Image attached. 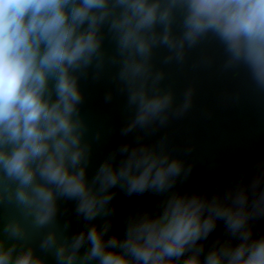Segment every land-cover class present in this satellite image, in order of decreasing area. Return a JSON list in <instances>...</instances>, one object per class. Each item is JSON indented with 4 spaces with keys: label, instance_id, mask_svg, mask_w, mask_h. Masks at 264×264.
<instances>
[{
    "label": "clouds",
    "instance_id": "1",
    "mask_svg": "<svg viewBox=\"0 0 264 264\" xmlns=\"http://www.w3.org/2000/svg\"><path fill=\"white\" fill-rule=\"evenodd\" d=\"M207 40L223 49L222 71L244 68L264 93V0H0V203L20 213L0 229V264H264V235L253 230L264 218V160L248 182L182 192L193 148L178 155L167 134L153 139L195 94L189 85L177 100L164 85L157 50H167L162 64L182 67ZM109 65L125 104L108 134L122 141L93 167L103 133L87 138L81 80H101ZM113 98L107 90L105 103ZM117 191L157 197L153 209L127 213L123 236L112 231Z\"/></svg>",
    "mask_w": 264,
    "mask_h": 264
},
{
    "label": "water",
    "instance_id": "2",
    "mask_svg": "<svg viewBox=\"0 0 264 264\" xmlns=\"http://www.w3.org/2000/svg\"><path fill=\"white\" fill-rule=\"evenodd\" d=\"M105 48L109 53L114 50L110 39H106ZM166 54V49H158L154 60L157 67H163L167 73L163 83L175 89L177 100L182 98L186 87H195L193 105L189 112L181 119L172 120L153 137L156 139L167 134L169 146L178 155H184L183 150L187 146L193 148L187 159L194 162L195 167L189 181L178 187L182 192L207 191L211 195L216 191H223L241 175L248 182L255 175L256 163L264 160V93L256 90L244 68L238 69L239 74L236 76L231 71L221 70L224 52L214 40H207L190 50L182 67L174 62L162 64V58ZM205 56L211 57L213 63H200ZM115 71L116 67L109 65L101 80H81V87L86 94L82 114L89 125L87 138L91 139L97 130L103 133L102 141L94 142L93 167L112 147L122 141L118 131L108 134V129L113 126L118 130L125 104V97L115 90ZM109 89L114 91V98L110 103H105L104 94ZM156 200L157 197L150 193L128 197L117 191L113 201L116 213L112 231L123 236L127 213L137 205L151 210ZM72 207L74 204L70 202V210ZM70 214L71 231L80 230L83 224L77 223L74 213ZM14 215H20L14 204L0 203V229ZM64 219L65 217H60L61 224ZM253 230L255 237L264 235V218L254 221ZM29 231L32 240L38 243L42 233L33 231L30 224ZM223 232L224 223L219 221L208 238L207 246L210 247L214 240L222 237ZM48 259L49 264H55L52 256Z\"/></svg>",
    "mask_w": 264,
    "mask_h": 264
}]
</instances>
